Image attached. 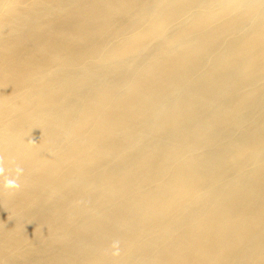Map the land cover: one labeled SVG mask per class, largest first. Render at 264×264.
<instances>
[{"label":"bare ground","instance_id":"6f19581e","mask_svg":"<svg viewBox=\"0 0 264 264\" xmlns=\"http://www.w3.org/2000/svg\"><path fill=\"white\" fill-rule=\"evenodd\" d=\"M6 1L0 264H264V0Z\"/></svg>","mask_w":264,"mask_h":264},{"label":"clouds","instance_id":"9594fccd","mask_svg":"<svg viewBox=\"0 0 264 264\" xmlns=\"http://www.w3.org/2000/svg\"><path fill=\"white\" fill-rule=\"evenodd\" d=\"M22 171L21 169H17V173L19 174V172ZM5 187L9 188V189H15L18 187L16 180L14 179H9L5 182Z\"/></svg>","mask_w":264,"mask_h":264},{"label":"rangeland","instance_id":"374dc122","mask_svg":"<svg viewBox=\"0 0 264 264\" xmlns=\"http://www.w3.org/2000/svg\"><path fill=\"white\" fill-rule=\"evenodd\" d=\"M14 1V0H13ZM7 5H9L8 4V2L6 1V3H4L1 7H0V11H4L6 8H7Z\"/></svg>","mask_w":264,"mask_h":264}]
</instances>
